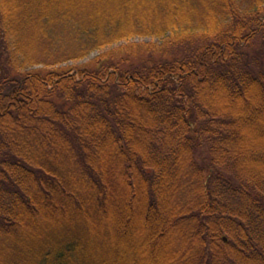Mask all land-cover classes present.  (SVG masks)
<instances>
[{
	"label": "trees",
	"instance_id": "obj_1",
	"mask_svg": "<svg viewBox=\"0 0 264 264\" xmlns=\"http://www.w3.org/2000/svg\"><path fill=\"white\" fill-rule=\"evenodd\" d=\"M0 264H264V0H0Z\"/></svg>",
	"mask_w": 264,
	"mask_h": 264
},
{
	"label": "rangeland",
	"instance_id": "obj_2",
	"mask_svg": "<svg viewBox=\"0 0 264 264\" xmlns=\"http://www.w3.org/2000/svg\"><path fill=\"white\" fill-rule=\"evenodd\" d=\"M257 47H259V45H257ZM260 47H262V45H260ZM96 56V54H93L91 57H89L87 60H85V61H83L81 64H86V62H88V61H90L91 59H93L94 57ZM80 63H78V64H74V63H70V64H65L64 65V67H69L68 69H70V67L71 66H78ZM73 73H75V71H73ZM202 152H199L198 153V156H199V160L200 161H203L204 160V158L203 157H200V154H201Z\"/></svg>",
	"mask_w": 264,
	"mask_h": 264
}]
</instances>
